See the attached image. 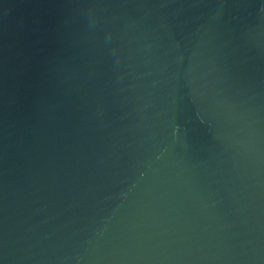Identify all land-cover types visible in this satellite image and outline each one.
<instances>
[{
    "label": "water",
    "instance_id": "obj_1",
    "mask_svg": "<svg viewBox=\"0 0 264 264\" xmlns=\"http://www.w3.org/2000/svg\"><path fill=\"white\" fill-rule=\"evenodd\" d=\"M0 264H264V0H0Z\"/></svg>",
    "mask_w": 264,
    "mask_h": 264
}]
</instances>
